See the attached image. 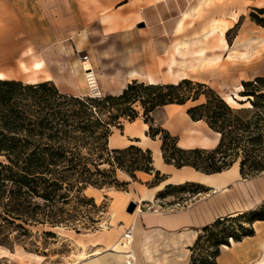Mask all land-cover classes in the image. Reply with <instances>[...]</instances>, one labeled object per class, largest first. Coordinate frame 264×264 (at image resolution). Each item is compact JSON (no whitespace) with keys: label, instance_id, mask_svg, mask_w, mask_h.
<instances>
[{"label":"rangeland","instance_id":"rangeland-1","mask_svg":"<svg viewBox=\"0 0 264 264\" xmlns=\"http://www.w3.org/2000/svg\"><path fill=\"white\" fill-rule=\"evenodd\" d=\"M169 1L173 0H0V73L4 79L25 83L51 80L61 93L79 97L84 94L89 97L116 95L102 92L105 82L115 81L117 86L122 85L135 74L140 79L154 74L162 80L180 75L205 84L233 109L249 108L248 102L238 103L245 100L239 96L240 82L264 78V28L251 21L249 14L254 13L252 9L264 8V0H185L183 11H186L178 24L179 33L175 30L179 13L170 5L166 8ZM159 3L163 10L157 6ZM116 13L123 17L120 21L126 23L122 28L110 29V24L118 20L112 17ZM132 14L136 18L128 21L127 17ZM222 38L226 46L221 43ZM164 43L167 63L158 62L156 70L152 71L154 56L163 54ZM199 56L216 64L215 68L191 72V65L193 69L198 67ZM35 63L40 66L38 69L33 68ZM86 65H90L95 79V96L92 95L95 91H90L85 82L83 68ZM179 80L166 83L175 84ZM106 90L112 92L114 89ZM200 101L202 96L197 102ZM195 103L187 102L176 114L183 116L186 108ZM135 110L137 117L133 121L143 123L141 110L138 107ZM165 115L161 107L154 110L149 115L151 126L163 129L161 124H167ZM117 122L119 127L109 128L114 135L122 134L123 128L130 123L124 118ZM146 130L145 137L152 140ZM162 177L135 173V178L131 179L116 170L115 178L121 183L117 190L87 188L84 191L87 197H95V209L80 207L77 209L79 215L66 224L28 228V236L20 237L19 244L13 243L7 255H0V264H76L81 254L87 256L81 260L85 263L110 253L105 250L106 246L122 242L125 232L132 238L127 249L133 252L139 264H182L181 248L170 249L169 239L162 240L158 236L141 234L139 237L131 230L132 217L139 210L181 209L205 197L209 191L196 182L201 189L185 186L182 190H168L170 195L165 198H155L163 186L149 203L140 201L144 193L153 191ZM240 179L242 181L229 191L232 210L244 204H250V209L235 213L259 208L264 202V173ZM254 181L260 182L258 190H248V182ZM132 203V211L127 212ZM122 219L129 222L119 227L118 221ZM252 228L253 236L246 237L249 239L235 248L234 253L240 254L264 237V221L253 223ZM13 236L14 231H10L8 239ZM125 243H129V239ZM94 251L97 255L89 257ZM189 255L188 251L186 264ZM231 255L220 248L216 264L218 259L219 264H226ZM127 257L123 255L124 261ZM257 258L253 257L247 264H254Z\"/></svg>","mask_w":264,"mask_h":264},{"label":"trees","instance_id":"trees-1","mask_svg":"<svg viewBox=\"0 0 264 264\" xmlns=\"http://www.w3.org/2000/svg\"><path fill=\"white\" fill-rule=\"evenodd\" d=\"M252 11L251 21L264 28V8ZM240 85L239 96L245 100L238 103L248 102L249 108L233 109L205 84L185 78L175 84L131 80L118 94L101 97L63 94L50 80L0 79V247L11 251L13 243L28 236V228L66 224L79 215L80 207L95 209L94 199L84 191L117 190L121 183L116 170L131 179L135 173L162 177L152 166L149 149L107 146L109 128L119 127L120 118L132 122L135 107L142 112L146 135L158 137L163 163L209 175L237 162L243 179L264 173V78ZM187 102H197L186 108L187 117L218 135L213 148H179L176 137L151 126L154 110ZM185 186L202 188L192 182L168 184L155 198ZM260 221L264 202L254 210L215 218L197 230L187 264H216L220 248L253 236L252 224Z\"/></svg>","mask_w":264,"mask_h":264},{"label":"crops","instance_id":"crops-1","mask_svg":"<svg viewBox=\"0 0 264 264\" xmlns=\"http://www.w3.org/2000/svg\"><path fill=\"white\" fill-rule=\"evenodd\" d=\"M185 0H173L169 2H165L166 8L170 5L173 7L174 11L179 13L178 20L176 21V32H178V24L181 18V15L186 11H183L184 2ZM45 3V7H46ZM157 6L161 7L163 10V6L161 3ZM44 7V8H45ZM156 10V9H155ZM211 10V9H210ZM209 10V12H210ZM113 19L115 20L114 23L110 24V29H118L122 28L123 24L126 21H120L123 18L119 13L114 14ZM136 18L135 14L127 17V20H133ZM225 30H223L224 34ZM179 33V32H178ZM177 33V35H178ZM223 34L220 32V36L223 37ZM221 39V43L226 46V42L223 43ZM157 46V45H156ZM159 47L161 45L159 44ZM165 49L163 54H158L154 56L153 62H155V67H153L152 71L158 65V62H166L165 53L167 51L166 44L164 43ZM228 47V46H227ZM160 49V48H159ZM154 52V50H151ZM163 51V50H162ZM155 53V52H154ZM176 58L173 57L172 61H175ZM199 65L197 68H194V65H191V72H204L209 68H215L211 62L207 61L206 57H198ZM171 61V60H170ZM157 62V64H156ZM167 63V62H166ZM35 63L33 68L38 69ZM168 67H171L170 65ZM156 70V69H155ZM1 74V73H0ZM2 75V74H1ZM0 75V78L4 79V76ZM141 77L138 74L132 75L125 80V83L122 85H116L115 81L112 83L105 82L103 87V93H113L117 94L121 91L123 86L129 82L130 80H140L142 82H146L148 84L151 83H166L171 82L173 80H179L184 78L183 76L165 78L164 80L158 79L154 74L149 75V77H145L144 79H140ZM47 80V79H46ZM51 81V80H50ZM107 88H113L114 90L111 92L110 90H106ZM85 96L87 94H84ZM184 105H165L161 107V110L165 111V121L161 126L164 130H166L171 136L176 137L177 139V146L182 149H191V148H201V149H211L213 148L218 140V135L215 132H212L207 128V126L202 121H191L187 115L184 113L183 116H178L176 113L178 111H182L185 108ZM146 124L141 123L137 124L136 121L127 123L122 130V134L114 135L111 133L107 138V146L109 149H118L123 148L129 144L136 145L142 149H149L151 152L152 158V166L155 170L159 172L162 177L161 182L153 189V191H147L144 193L146 197L142 199L144 203H149L151 201L150 198L154 195V193L161 189V187L165 185H179L185 182H192V183H199L202 184L208 191L209 194H206L205 197L193 201L192 203L186 205L181 209H163L159 208L147 212H142L139 210V213H135L132 217L131 223V230L135 232L139 237L141 234L147 235L150 234L151 236H158L162 240L169 239L171 244V248H181L182 249V256L183 262L182 264H186V255L188 252V247L191 246L193 243L197 230L212 222L215 218L223 216V215H235V212L241 210L250 209V204H244L240 209L232 210V197L229 191L239 184L240 179L238 173V165L237 163L232 164L231 167L228 169L221 171L219 173L205 175L200 172L194 171L189 167H181L179 169L174 168L171 165L163 163L161 159V155L159 152V140L156 139H148L145 137V130ZM146 175V174H144ZM148 176V175H147ZM248 186L246 187L248 190H258L260 182H248ZM151 189V190H152ZM244 189V187H243ZM242 190V189H239ZM245 190V189H244ZM248 190H245L246 192ZM117 194L118 192L115 191ZM246 194V193H245ZM95 200V197H92ZM232 213V214H231ZM129 222L128 219L119 220L118 223H121L119 227H123V224ZM124 233V231H123ZM249 238L243 239L241 242H237L235 244L231 243L230 247H223L226 249L227 252H231L232 255L230 259L227 261L226 264H247L249 260L253 257H258L254 264H263L264 263V237H261L258 243L252 244L249 248L245 251L241 252L240 254L234 253V249L241 246L245 240ZM132 240V238H131ZM122 242L117 244H111L106 246L105 250L109 251L110 253L106 255H101L95 259L88 260L87 262L79 261L76 264H123L119 261L118 255L124 256H131L134 259L133 264H139V260L135 259L133 252L127 249V246L130 244L125 243L124 237L121 238ZM260 246V247H259ZM11 253V252H10ZM15 253V251H13ZM97 255V253L91 255L89 257ZM219 261V259H218ZM217 261V264H219ZM176 263V262H175ZM146 264V263H144ZM158 264V263H153ZM165 264V263H160Z\"/></svg>","mask_w":264,"mask_h":264},{"label":"bare ground","instance_id":"bare-ground-1","mask_svg":"<svg viewBox=\"0 0 264 264\" xmlns=\"http://www.w3.org/2000/svg\"><path fill=\"white\" fill-rule=\"evenodd\" d=\"M91 65V64H90ZM90 65H86L83 69V71H85V75L86 76H93V73L91 72V68H90ZM36 67H39V65H37ZM1 75V74H0ZM2 76V75H1ZM3 78V77H2ZM2 78H0V79H2ZM93 81H90V87H92V89H95L96 88V83H95V79H94V76H93ZM97 90V89H96ZM96 90H94L95 91V94H92V95H97L96 93H97V91ZM145 197H146V195H145ZM140 201H142V200H140ZM138 211V210H137ZM123 237H124V239L125 240H127L128 241V239H129V242L131 241V235L129 234V233H124L123 234ZM9 253V252H8ZM96 252L94 251L93 252V254H95ZM0 255H2V256H5V255H7V249H5V248H3V247H0ZM91 255V254H90ZM87 256L85 255V254H81L80 256H79V261H81L82 259H85ZM118 259H119V261L121 262V263H123V264H126V262H127V264H133V262H134V259H133V257H131V256H128L127 257V259H126V261H124V259H123V255H118ZM129 259H132V263L130 262V260ZM77 260V263L79 262Z\"/></svg>","mask_w":264,"mask_h":264},{"label":"built area","instance_id":"built-area-1","mask_svg":"<svg viewBox=\"0 0 264 264\" xmlns=\"http://www.w3.org/2000/svg\"><path fill=\"white\" fill-rule=\"evenodd\" d=\"M85 82H86V85H87V87H88V89L90 90V91H94V90H96V88L95 89H92V87H90V81H93V76H86L85 75ZM92 94V93H91ZM94 96V95H93ZM130 260V262L132 263L133 261H132V259H129ZM126 264H127V262H126Z\"/></svg>","mask_w":264,"mask_h":264},{"label":"water","instance_id":"water-1","mask_svg":"<svg viewBox=\"0 0 264 264\" xmlns=\"http://www.w3.org/2000/svg\"><path fill=\"white\" fill-rule=\"evenodd\" d=\"M133 203L132 204H130L129 206H128V209H127V212H131L132 211V209H133Z\"/></svg>","mask_w":264,"mask_h":264}]
</instances>
